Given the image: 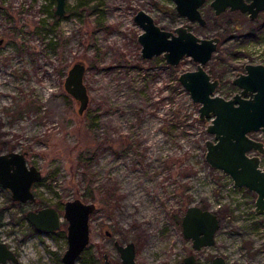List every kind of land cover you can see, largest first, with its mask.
<instances>
[{
	"label": "rangeland",
	"instance_id": "374dc122",
	"mask_svg": "<svg viewBox=\"0 0 264 264\" xmlns=\"http://www.w3.org/2000/svg\"><path fill=\"white\" fill-rule=\"evenodd\" d=\"M210 1L201 26L180 15L174 0H67L63 16L54 14L56 0H0V152L25 153L42 173L32 187L36 201H14L0 185V238L19 257L7 264H63L67 221L43 233L26 214L43 207L62 214L75 198L97 204L91 250L76 264H104L105 253L122 264L115 239L136 244L138 264H186L192 253L198 264L216 255L228 264H264L257 195L233 189L232 178L207 162L213 135L179 80L197 63L144 58L138 41L141 9L166 30L183 25L202 38L219 36L205 68L220 80L216 93L231 97L239 91L235 75L247 63L264 64V19L229 10L217 16ZM77 61L87 66L90 96L82 115L64 88ZM191 205L220 219L214 245L198 251L182 233Z\"/></svg>",
	"mask_w": 264,
	"mask_h": 264
},
{
	"label": "water",
	"instance_id": "95a60500",
	"mask_svg": "<svg viewBox=\"0 0 264 264\" xmlns=\"http://www.w3.org/2000/svg\"><path fill=\"white\" fill-rule=\"evenodd\" d=\"M174 1L180 15L201 26L206 25L201 8L207 0ZM210 5L217 16L229 10L246 13L253 21L264 13V0H211ZM66 13L67 0H56L54 14L63 16ZM134 20L143 30L138 35V41L144 58L163 55L169 65H178L185 57H191L197 63L196 69L180 73L179 80L193 102L200 104L199 119L206 122L207 132L213 135V138L206 140V160L212 168L230 176L235 186L256 193L255 212L264 214V168L261 165L264 141L251 136L255 132L264 133V64L247 63L245 71L238 72L232 80L239 91L231 97H224L216 93L220 80L213 78L205 68L218 48L219 36L202 38L183 25L173 31L166 30L142 9L136 13ZM86 68L83 61L75 62L64 82L65 90L77 102L80 115L84 114L90 103L84 81ZM41 178V171L35 165H28L25 153L0 152V184L11 191L14 201H36L32 187ZM96 210L95 202L75 198L65 201L62 214L54 207H43L28 211L26 217L36 229L45 232L59 230L63 217L67 221L68 246L62 261L63 264H76L91 244V216ZM181 226L184 237L192 240L194 250L198 251L214 245L220 219L211 209L191 205L183 214ZM107 234L111 235L109 231ZM114 244L122 264H138L134 242L120 243L115 239ZM103 259L104 264H112L107 253ZM9 260L17 263L19 259L0 238V264H7ZM184 261L186 264H197L194 253L186 256ZM210 264L227 262L224 256L216 255Z\"/></svg>",
	"mask_w": 264,
	"mask_h": 264
},
{
	"label": "built area",
	"instance_id": "2783aa9c",
	"mask_svg": "<svg viewBox=\"0 0 264 264\" xmlns=\"http://www.w3.org/2000/svg\"><path fill=\"white\" fill-rule=\"evenodd\" d=\"M253 134H256V136L255 135H253ZM252 135V137H254L255 139H258V140H264V133L263 132H255V133H252L251 134ZM239 187H237V186H235L234 185V183H233V189H238Z\"/></svg>",
	"mask_w": 264,
	"mask_h": 264
},
{
	"label": "flooded vegetation",
	"instance_id": "af4514ba",
	"mask_svg": "<svg viewBox=\"0 0 264 264\" xmlns=\"http://www.w3.org/2000/svg\"><path fill=\"white\" fill-rule=\"evenodd\" d=\"M244 14H246V13H244ZM263 15H264V13H261L260 14V16H262L263 17ZM259 16V17H260ZM252 136V135H251ZM262 141H264V140H262ZM254 153V152H253ZM253 153H251V154H253ZM262 156H264V155H262ZM261 165H262V167L264 168V165L262 164V158H261ZM1 185V184H0ZM2 186V185H1ZM3 187V186H2ZM4 188V187H3ZM41 209V208H40ZM39 210V209H38ZM37 211V210H36ZM59 211V210H58ZM0 212H1V210H0ZM60 212V211H59ZM0 222H1V219H0ZM45 231H43V233H44ZM55 232V231H54ZM47 233V232H46ZM48 233H52V232H48ZM16 255H17V257H18V254L17 253H15ZM196 256V255H195ZM19 258V257H18ZM185 258V257H184ZM214 258V257H213ZM196 259H197V257H196ZM226 259V258H225ZM184 260V259H183ZM213 260V259H212ZM212 260H211V262H212ZM185 262V261H184ZM210 262V263H211ZM226 262H227V259H226ZM210 263H206V264H210ZM197 264H198V261H197ZM227 264H228V262H227Z\"/></svg>",
	"mask_w": 264,
	"mask_h": 264
},
{
	"label": "bare ground",
	"instance_id": "6f19581e",
	"mask_svg": "<svg viewBox=\"0 0 264 264\" xmlns=\"http://www.w3.org/2000/svg\"><path fill=\"white\" fill-rule=\"evenodd\" d=\"M111 7H112V6H111ZM109 11H110V10H109ZM106 84H107V83H106ZM116 86H117V85H116ZM115 88H117V87H115ZM126 88H127V87H126ZM106 89H109V88L107 87ZM110 90H111V89H110ZM119 90H120V89H119ZM121 90H122V89H121ZM49 92H50V91H49ZM110 93H111V92H110ZM113 93H114V92H113ZM113 93H112V94H113ZM118 93H119V92H118ZM125 94H126V93H125ZM111 96H112V95H111ZM119 98H120V97H119ZM119 98H118V99H119ZM129 98H130V97H129ZM123 99H124V98H123ZM129 100H130V99H129ZM119 101H120V100H119ZM121 101H122V100H121ZM129 103H130V102H129ZM130 105H131V103H130ZM127 116H128V115H127ZM125 117H126V114H125ZM126 119H127V117H126ZM122 123H123V122H122ZM141 128H142V127H141ZM148 128H149V127H148ZM142 136H143V135H142ZM144 136H145V135H144ZM144 136H143V137H144ZM145 138H146V136H145ZM163 148H164V147H163ZM154 149H155V148H154ZM158 151H159V150H158ZM137 172H138V171H137ZM126 213H127V212H126ZM126 213H125V214H126Z\"/></svg>",
	"mask_w": 264,
	"mask_h": 264
},
{
	"label": "trees",
	"instance_id": "16d2710c",
	"mask_svg": "<svg viewBox=\"0 0 264 264\" xmlns=\"http://www.w3.org/2000/svg\"><path fill=\"white\" fill-rule=\"evenodd\" d=\"M86 250H91L90 247H88Z\"/></svg>",
	"mask_w": 264,
	"mask_h": 264
}]
</instances>
